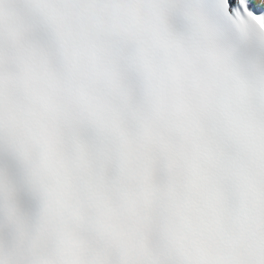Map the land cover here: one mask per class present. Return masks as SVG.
Wrapping results in <instances>:
<instances>
[{
    "label": "snow or ice",
    "instance_id": "6c2138e0",
    "mask_svg": "<svg viewBox=\"0 0 264 264\" xmlns=\"http://www.w3.org/2000/svg\"><path fill=\"white\" fill-rule=\"evenodd\" d=\"M0 264H264V0H0Z\"/></svg>",
    "mask_w": 264,
    "mask_h": 264
}]
</instances>
